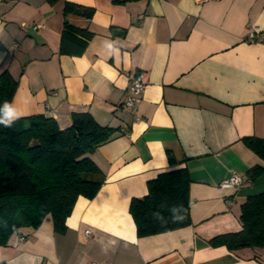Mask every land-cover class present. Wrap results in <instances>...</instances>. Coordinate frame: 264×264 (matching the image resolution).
<instances>
[{
  "label": "crops",
  "instance_id": "obj_1",
  "mask_svg": "<svg viewBox=\"0 0 264 264\" xmlns=\"http://www.w3.org/2000/svg\"><path fill=\"white\" fill-rule=\"evenodd\" d=\"M66 1L93 8L69 13ZM37 26V27H35ZM264 0H0V71L17 81L11 104L26 115L71 124L89 112L117 128L89 157L102 181L92 198L79 196L57 232L49 217L0 245L5 264H264V246L229 250L213 236L241 229V204L264 191L262 160L244 142L264 138ZM72 38L86 41L77 54ZM111 44V47H109ZM142 70L136 113L123 105L127 72ZM169 156L173 161L169 162ZM186 167L191 223L137 236L132 197L159 172ZM232 173L239 187H220ZM90 230L87 234L85 230ZM21 237H23L21 239Z\"/></svg>",
  "mask_w": 264,
  "mask_h": 264
},
{
  "label": "trees",
  "instance_id": "obj_2",
  "mask_svg": "<svg viewBox=\"0 0 264 264\" xmlns=\"http://www.w3.org/2000/svg\"><path fill=\"white\" fill-rule=\"evenodd\" d=\"M69 13L90 17L93 8L66 1L63 7V30L60 50L69 33H90L68 23ZM75 42L81 53L86 41ZM17 81L6 70L0 71V107L11 102ZM117 130L101 125L89 112H75L71 124L59 128L52 117L26 115L11 127L0 124V245L7 244L12 233L23 228H37L50 216L53 228L63 232L66 218L79 196L92 198L101 184V172L89 154L108 141ZM245 144L264 160V138L245 136ZM169 162L172 157L169 156ZM264 171L255 164L247 170L249 178ZM186 167L159 172L147 180V192L132 197L129 212L137 236H147L187 226L191 223L189 186ZM183 206V209L180 207ZM184 219L173 222V216ZM241 229L213 236L212 245L229 250L264 246V191L249 194L241 204ZM0 264H5L0 260Z\"/></svg>",
  "mask_w": 264,
  "mask_h": 264
},
{
  "label": "built area",
  "instance_id": "obj_3",
  "mask_svg": "<svg viewBox=\"0 0 264 264\" xmlns=\"http://www.w3.org/2000/svg\"><path fill=\"white\" fill-rule=\"evenodd\" d=\"M37 27V26H35ZM249 41H264V29L257 26L249 30L247 35ZM129 77V92L127 93L123 105L129 108L133 113L137 111V105L141 101V93L145 86V73L142 70L127 72ZM244 177L242 175L232 173L228 178L220 183V187H239L243 184ZM85 232L90 234V230L86 229ZM23 237H21L22 239ZM90 264H97L91 262Z\"/></svg>",
  "mask_w": 264,
  "mask_h": 264
},
{
  "label": "clouds",
  "instance_id": "obj_4",
  "mask_svg": "<svg viewBox=\"0 0 264 264\" xmlns=\"http://www.w3.org/2000/svg\"><path fill=\"white\" fill-rule=\"evenodd\" d=\"M109 47H111V44H109ZM23 116L24 114L8 101H5L2 107H0V124L4 127H11L16 120L23 118ZM180 207L183 209L182 205H180ZM184 218L183 213L179 218L173 216L172 221L176 222L183 220Z\"/></svg>",
  "mask_w": 264,
  "mask_h": 264
}]
</instances>
